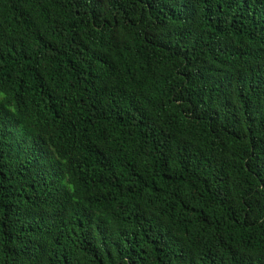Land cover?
Returning a JSON list of instances; mask_svg holds the SVG:
<instances>
[{
	"label": "trees",
	"instance_id": "trees-1",
	"mask_svg": "<svg viewBox=\"0 0 264 264\" xmlns=\"http://www.w3.org/2000/svg\"><path fill=\"white\" fill-rule=\"evenodd\" d=\"M0 264H264V0H0Z\"/></svg>",
	"mask_w": 264,
	"mask_h": 264
}]
</instances>
